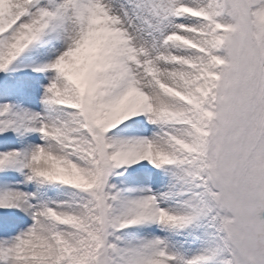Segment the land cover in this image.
<instances>
[{
  "label": "snow or ice",
  "instance_id": "snow-or-ice-1",
  "mask_svg": "<svg viewBox=\"0 0 264 264\" xmlns=\"http://www.w3.org/2000/svg\"><path fill=\"white\" fill-rule=\"evenodd\" d=\"M0 264H264V0H0Z\"/></svg>",
  "mask_w": 264,
  "mask_h": 264
}]
</instances>
